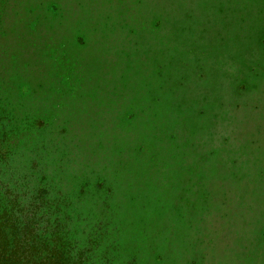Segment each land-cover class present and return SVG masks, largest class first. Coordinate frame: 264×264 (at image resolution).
Here are the masks:
<instances>
[{"label": "rangeland", "instance_id": "obj_1", "mask_svg": "<svg viewBox=\"0 0 264 264\" xmlns=\"http://www.w3.org/2000/svg\"><path fill=\"white\" fill-rule=\"evenodd\" d=\"M263 38L264 0H0L2 184L96 264H264Z\"/></svg>", "mask_w": 264, "mask_h": 264}, {"label": "trees", "instance_id": "obj_2", "mask_svg": "<svg viewBox=\"0 0 264 264\" xmlns=\"http://www.w3.org/2000/svg\"><path fill=\"white\" fill-rule=\"evenodd\" d=\"M258 51L264 55V46ZM248 87L245 82L240 85L238 100ZM208 115L205 110L200 113V117ZM5 127L0 129L1 144L8 139ZM10 184L0 180V264H96V247L77 239L70 222L73 211L59 202L62 197L57 191L37 188L30 194Z\"/></svg>", "mask_w": 264, "mask_h": 264}]
</instances>
